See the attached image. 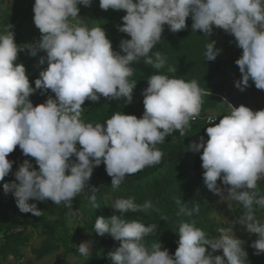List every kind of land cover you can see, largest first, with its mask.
<instances>
[{"label":"clouds","instance_id":"9594fccd","mask_svg":"<svg viewBox=\"0 0 264 264\" xmlns=\"http://www.w3.org/2000/svg\"><path fill=\"white\" fill-rule=\"evenodd\" d=\"M91 3L34 0L33 22L41 34L34 43L18 45L10 24L0 31V182L12 169L13 162L7 157L17 146L38 165L34 168L25 159L14 173L15 181L2 184L4 192L15 197L21 213L42 215L29 200L50 199L53 204L72 207L73 198L86 192L94 167L102 162L116 191L126 175L161 163L164 153L156 146L166 137L177 131L184 136L209 92L195 79L186 81L166 74H152L147 79L148 86L141 93L144 111L140 118L117 111L104 123L82 119L86 100L97 103L101 97H123L127 104L132 103L137 83L129 78L135 63L143 60L157 70L166 66V57L159 51L152 52L165 25L175 33L184 30L186 19L191 17L193 33L200 30L211 34L213 26L223 29L242 50L235 60L241 73L235 87L244 91L251 79L257 89L264 90V0H99L102 10L126 13L117 30L130 39L120 41V52L113 50L101 26L89 28L79 17L78 5L89 7ZM214 45L215 41H210L205 46L203 57L209 61L220 52ZM25 50L31 56L41 50L46 53L38 63L46 62L47 67L39 71L35 87L25 66L17 63L18 53ZM167 71L175 73L176 66L169 65ZM37 90L41 94L50 90L54 97L49 95L34 106L29 97ZM216 96L230 112L218 123V112L203 116L212 125L205 129L208 138L199 137L189 148L200 153L206 188L220 197L226 194L228 207L235 202L242 214L227 227H220L214 238H208L194 221L182 220L178 247L174 255H169L166 248L161 250L159 241L150 250L144 242L156 231V224L145 226L124 216L147 212L153 208L152 203L116 198L111 208L119 215L97 217L93 228L97 235L109 234L120 242L107 254L112 264H249L244 241L235 235L237 225L256 235L250 245L254 254L264 253V221L256 215L257 208L264 209V194L258 187L264 180V109L234 107L224 94ZM218 179L229 187H219ZM98 190L90 189L89 200L95 209L99 207L95 198ZM177 204V216L191 217L199 212L198 203L190 209L181 200ZM91 247L92 242L85 241L77 250L88 257ZM216 251L222 255H213Z\"/></svg>","mask_w":264,"mask_h":264},{"label":"trees","instance_id":"16d2710c","mask_svg":"<svg viewBox=\"0 0 264 264\" xmlns=\"http://www.w3.org/2000/svg\"><path fill=\"white\" fill-rule=\"evenodd\" d=\"M20 1L29 5L34 2V0ZM25 11L26 7H22L16 13L6 11L0 20V31L10 24L12 26L10 31L14 32V39L18 45L34 43L41 36V34L28 35L22 29L18 19L25 17ZM125 14L123 10H102L99 8V0H92L89 16L84 19V24L89 28L101 26L111 41L113 50L120 52V41L130 39L127 34L117 30V26L123 23L121 17ZM92 23H96V25ZM191 24L192 20L189 17L186 19L187 27L175 33L169 31L167 25L164 26L161 40L152 49L153 53L159 51L166 57L167 63L164 68L154 69L152 66L146 65L143 60L132 65L134 74L129 80L137 83L133 90L132 103L127 104V99L123 97L117 100L101 97L97 103L86 100L82 105L84 107L82 119L85 122L104 123L117 111L140 118L144 111L141 93L148 86L147 79L150 75L166 74L169 77L174 76L186 81L195 79L205 92H209V96L203 97L201 112L199 116L190 121V126L185 129L184 136H181L177 131L166 137L164 143L156 146L164 153L161 163L145 167L135 174L126 175L116 191H113L111 187V177L107 175L102 162L99 166L94 167L86 192L73 198L72 207H66L63 203L53 204L50 199L43 202L29 200L28 203H35L37 209L42 211V215L39 217L31 213H21L13 194L5 193L2 187L4 182L15 181L14 173L25 159L38 169L35 159L24 156L22 150L17 146L7 157L13 162L12 169L4 181L0 182V263L2 260H6L9 255L17 263L32 264L35 259L43 260L46 257L51 259L52 256L54 259L57 254L66 256L74 254L78 257L77 261L63 264H112L107 254L119 247L120 242L114 240L109 234L97 235L93 228L97 217L107 219L113 214L119 215L111 208L116 198H134L138 204H143L145 201L152 203L153 208L147 212L124 214L128 220L139 221L145 226L150 224L158 226L153 234L144 239L149 250L153 243L159 241L162 246L161 250L166 248L169 255H174L178 247V227L182 220L194 221L196 227L201 228L208 238L216 237L220 224L211 216L216 195L208 190L203 183L200 153L190 150L189 145L198 141L201 136L205 140L208 138L205 129L212 125L207 124L203 116L209 112L218 111L219 116L215 122L218 123L219 119L225 115L224 113L229 112L227 111L228 105L216 95L224 94L231 100V91L227 89L224 81H216L215 78L227 67L236 68L237 72L241 74L235 60L240 57L242 50L236 46L235 38L232 37L223 43L224 57L219 53L215 60H207L203 57L205 46L215 39L200 30L193 33ZM214 47L217 48L216 45ZM43 52L42 50L38 51L36 56H31L27 50L18 53L17 63H22L25 66L26 74L33 87H35L34 81L38 78L39 71L43 69L38 63V56ZM120 54L123 55L122 52ZM169 65L176 66L177 71L175 73L168 72ZM255 89L258 90L256 87ZM49 95L54 97L50 90L43 94L37 90L29 99L35 106L43 103ZM77 147L80 146L77 145ZM72 160H75L74 156ZM92 187L99 189L95 193L96 204L99 206L96 209L89 200V196L92 195L90 191ZM258 187L259 191L264 194V181H259ZM178 200H181L184 206L189 209L194 203H198L199 212L193 213L191 217L177 216L176 212L180 207L177 204ZM262 211H258V213L261 212L264 219ZM162 218L166 219L162 220ZM68 222H72V225L70 226ZM35 237L43 239L41 242V247H43L33 248L32 252L35 250L33 255L26 257L23 249L27 246H35L36 243L33 241ZM84 238L86 241L92 242L91 253L88 257L81 256L77 250ZM210 250L209 247L208 251ZM247 260L249 264H264V253L253 257L247 256Z\"/></svg>","mask_w":264,"mask_h":264},{"label":"rangeland","instance_id":"374dc122","mask_svg":"<svg viewBox=\"0 0 264 264\" xmlns=\"http://www.w3.org/2000/svg\"><path fill=\"white\" fill-rule=\"evenodd\" d=\"M33 4H34V2L31 5H29L25 2H21L20 0H0V20H1V16L6 11L16 13L22 7H26L25 17L18 19V21L20 22V25L22 26V29L28 35L40 34L39 30L36 28V26L34 25V22H33V16H34ZM90 7L91 6L85 7L83 5H78V8L80 10L79 11V17L82 20L86 19V17L89 16ZM92 24L96 25V23H92ZM209 36L215 39V45L217 46L218 49H220V52H219L220 56L224 57L223 43L225 41L229 40L230 38H232L233 36L226 33L223 29H220L216 26H213V31L211 34H209ZM42 56H46V53L45 52L41 53L38 56V59H40V57H42ZM41 66H42V68H46L47 67L46 62H45V64H43ZM240 78H241V74H239L237 72L236 68L233 69L231 67H227L225 70L221 71L220 75L216 76L215 80L216 81H224L226 83L227 89L229 91H231V102L230 103L234 107L244 105L253 111L264 109V90H259V89L256 90L254 87V82H252L250 79L249 80V87H246L244 91H240L237 87H235V84H234V82L239 81ZM227 111L230 112L229 107H228ZM212 112L216 113L218 111H212ZM229 112H226L224 114H228ZM202 171H204L203 168H202ZM262 181H264V180H262ZM217 184L222 189H226L227 187H229L227 185H223L219 179L217 181ZM215 195H216V201L212 205L213 212H212L211 216H213L214 219L216 220V222H218V224H220L219 228L220 227H227L231 222L235 221L239 215L242 214V209H240V206L237 205V203H235V202H231L232 206L228 207L229 201H228L226 194L223 197H220L217 194H215ZM258 211H262V210L257 208V211H256L257 218L260 219L261 221H264V219L261 216L262 213L261 212L258 213ZM262 212H264V210ZM68 224L71 226L72 222H68ZM217 235H218V233H216V236ZM235 235L244 241L243 247H244L245 251L248 253L249 257L258 256L256 254H254L255 250L252 247H250L252 241H254L256 239L255 234H248L244 230V226L237 225V226H235ZM39 239H41V238L35 237V239L33 240L34 243H36L35 246H27L26 248L23 249V252L26 255V257H28L29 255H31V256L33 255V252L35 251V250H33V252H32L33 248L35 249V248H37V246L40 248L43 247V246L41 247V242L43 239H41V240H39ZM38 241H40V243H38ZM85 241H86L85 238L81 240V242H85ZM213 255H222V252L216 251V252H213ZM53 257L54 256H52V258ZM52 258L50 259V257H46L43 260H41V259L36 260L34 257L35 260L32 262V264H63L66 262L73 263L74 261L78 260L77 255H74V254H71L69 256H66L64 254H57L56 258H54V259H52ZM0 264H21V263L15 262L13 260V258L11 257V255H9L6 258V260H2V262Z\"/></svg>","mask_w":264,"mask_h":264},{"label":"built area","instance_id":"2783aa9c","mask_svg":"<svg viewBox=\"0 0 264 264\" xmlns=\"http://www.w3.org/2000/svg\"><path fill=\"white\" fill-rule=\"evenodd\" d=\"M225 101H227L226 99H224Z\"/></svg>","mask_w":264,"mask_h":264},{"label":"bare ground","instance_id":"6f19581e","mask_svg":"<svg viewBox=\"0 0 264 264\" xmlns=\"http://www.w3.org/2000/svg\"><path fill=\"white\" fill-rule=\"evenodd\" d=\"M226 115V114H225Z\"/></svg>","mask_w":264,"mask_h":264}]
</instances>
